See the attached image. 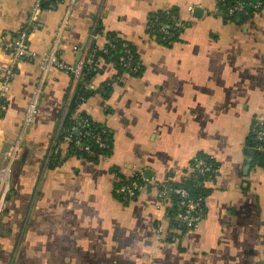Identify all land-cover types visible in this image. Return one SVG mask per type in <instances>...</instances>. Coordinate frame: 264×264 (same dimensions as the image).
<instances>
[{"label": "crops", "instance_id": "crops-1", "mask_svg": "<svg viewBox=\"0 0 264 264\" xmlns=\"http://www.w3.org/2000/svg\"><path fill=\"white\" fill-rule=\"evenodd\" d=\"M215 1L61 0L40 11L29 43L37 57L19 64L0 114L2 167L43 78L9 174L0 264H264V171L247 145L253 118L264 116V6L237 23L225 21ZM33 2L0 0V34H16ZM195 7L203 10L199 18ZM172 8L185 25L176 41L163 43L147 33L146 18ZM62 21L67 25L58 33ZM111 32L133 45L141 70L118 74L99 56L90 83L103 90L78 108L108 128L111 153L67 155L54 165L52 141L72 77L43 69L42 58L89 63L91 47L103 51ZM8 58L0 47V64ZM199 152L219 165L203 182L210 192L195 228L172 231V200L159 208L156 188L131 200L115 195L132 169L178 182Z\"/></svg>", "mask_w": 264, "mask_h": 264}, {"label": "built area", "instance_id": "built-area-1", "mask_svg": "<svg viewBox=\"0 0 264 264\" xmlns=\"http://www.w3.org/2000/svg\"><path fill=\"white\" fill-rule=\"evenodd\" d=\"M41 1L42 0H34L30 8L29 15L23 21L16 34L14 35H9L6 33L0 34V47L2 50L6 51L9 56L7 62L0 64V114L6 110V105H7L6 98L12 80L17 72L19 64L26 58L33 59L37 57L36 51L30 48L29 43L31 40V34L35 27L37 16L41 11ZM261 4H262V0L249 1L247 3V6L241 1H235L227 9V13L231 14L237 11L247 13L248 8L254 10V12H257L258 9L261 7ZM191 9L192 8L189 7V10ZM66 25L67 22L62 21L58 33H60L63 27H65ZM165 33L168 34L166 30ZM108 43L109 40L106 39V44ZM103 51L106 52L105 49ZM42 61H43V69H45L46 67L54 66L59 70L71 74L72 86L70 89V94L72 95L74 91V87L81 76L82 68L86 60L80 59L79 61L76 62V64L68 65L61 61H58L54 57V55L49 54L48 56L43 57ZM129 61H130L129 57L125 58V64H129ZM42 82H43V78H40L39 82L35 85L32 91L31 97L25 109V113L23 117V127L21 129V133L13 141L11 146L6 150L5 159L7 161V164L0 169V184L3 185V190L1 192L2 195L0 199V213L3 211L6 205V201L4 200V198L8 190L11 165L20 155L21 144L23 139L22 133L24 132L26 126L29 125L33 120V116L35 114L36 107L39 102V97L42 92ZM85 88L93 89V86L90 83V84H86ZM70 97L71 96H69L66 102V110L69 104ZM70 118L74 119V125L70 129L65 130L66 134L62 138V142L56 144L55 138L53 139L52 141L53 153H59V151L63 153V151L66 152L71 149L90 152V147L88 145L83 144L80 141V139L78 138L75 139L72 136V133L84 134V135L89 134V132L86 131L84 128L88 120L86 118H82L78 116L77 111L72 112L70 114ZM251 132L253 133V137L256 142L254 146L255 151L263 155L262 156L263 165L260 168L264 171V116H258L253 118L251 125ZM93 137L97 147L105 148L107 146V144L105 143L106 140L102 138L100 135L94 134ZM61 144H65L66 148L61 149ZM193 169H195L201 175L202 182L209 180L215 173H217L218 170V168L210 167L206 165L204 159H198L196 163L193 165ZM188 176L189 174H186L185 176L182 177V179H185ZM165 182H158L153 175L146 174L137 169H132L131 173L126 178V181L121 182L117 186L115 191L120 195V197L123 200H131L141 190L147 188H156L159 208L165 206V204L169 201L170 199L169 194L170 191H172L176 193L178 197L177 205L179 207V212L174 215L178 223L177 225L172 226V231L176 233L179 231L181 232L183 229L189 230L195 228L203 215L202 197H198L195 199L189 195V192L185 188L175 187L172 189L170 185H167Z\"/></svg>", "mask_w": 264, "mask_h": 264}, {"label": "trees", "instance_id": "trees-1", "mask_svg": "<svg viewBox=\"0 0 264 264\" xmlns=\"http://www.w3.org/2000/svg\"><path fill=\"white\" fill-rule=\"evenodd\" d=\"M235 1H241L247 6V3L253 0H216L215 1L216 10L218 12H222L223 14L222 17L225 21H231V22L233 21L238 23L253 16L255 12L250 8H248L247 13L237 11L228 14L227 9ZM59 2H61V0H42L41 10H49L53 7H56ZM263 6H264V0H262L261 7L259 9H261ZM146 19H147L146 21L147 33L156 39H160L163 43H171L173 41H176L178 39L179 31L185 25L184 21H180V14L177 8H172L170 10H158L152 12L151 14L148 15ZM95 29L98 32V29L100 28L99 26H96ZM165 30L168 32V34L165 33ZM106 38L109 40V43L105 44L104 46L106 52L101 50L98 51L95 49L94 46L91 47V49H93V57H92L93 59L89 63H86L85 61V64L82 68L81 76L74 87V91L69 99V104L66 113L63 117V120L61 122L60 129L55 137L56 144L62 142V138L66 134L65 130L70 129L74 125V119L70 118V114L74 111H77L78 116L82 118H86L88 120L84 128L86 131L89 132V134L84 135V134L72 133V136L75 139L76 138L80 139V141L83 144L88 145L90 147V152L79 151L77 149H71L64 153H61L60 151L59 153H53L52 151L51 158L54 160L53 161L54 165H58L60 164V162H63L64 157H66L67 155H75L81 157H89L91 155H95V156L106 157L111 153L112 136L108 128L104 124L92 120V118L85 112L78 110V108L84 101H86L88 98L95 95L96 93H100L101 90H103L102 88L99 90L88 89L85 88V85L90 84L91 79L95 75L97 70L95 66V61L101 55L103 58H105L106 60H108L113 64L118 74H122L125 72L130 74H138L141 70V64L137 58V54L135 52L133 45H131L128 41L120 38L114 32L109 33ZM128 57L130 58L129 64H125V58ZM106 87H110V84H108ZM94 134L100 135L102 138L106 140L105 143L107 144V146L105 148L97 147L93 137ZM255 143L256 142L254 140L250 126L249 134L247 137V145L254 149ZM62 154L64 156H61ZM262 156H263L262 154L256 152L254 149L252 163L255 166L261 167L263 165ZM198 159H204L206 165L210 167L218 168L219 163L212 156L203 152L197 153L195 158L191 161L192 168ZM126 178H121L120 181H118L117 185H115L114 187L115 195L118 197H120V195L116 193L115 189L121 182L126 181ZM165 183L167 185H170L172 189L175 187L185 188L189 192V195L195 199L198 197H202V206L204 212V199L209 194L210 189L203 185L202 177L195 169H193V171L189 174L187 178L181 179L179 182L172 181L171 179H169L166 180ZM6 194H7L6 196L8 197V191L6 192ZM169 195H170V199L172 200L173 207H171L169 213L167 214L173 219L174 215L179 212V207L177 205L178 197L176 193L172 191H170ZM177 223L178 222L176 221L175 225H177Z\"/></svg>", "mask_w": 264, "mask_h": 264}, {"label": "water", "instance_id": "water-1", "mask_svg": "<svg viewBox=\"0 0 264 264\" xmlns=\"http://www.w3.org/2000/svg\"><path fill=\"white\" fill-rule=\"evenodd\" d=\"M202 13H203L202 8H200V7H195V8L193 9V11H192V16L195 17V18H199V17H201ZM219 14H222V13H219ZM253 152H254V149H253V148H249V149H248V154H249V155H253Z\"/></svg>", "mask_w": 264, "mask_h": 264}, {"label": "rangeland", "instance_id": "rangeland-1", "mask_svg": "<svg viewBox=\"0 0 264 264\" xmlns=\"http://www.w3.org/2000/svg\"><path fill=\"white\" fill-rule=\"evenodd\" d=\"M13 143V141L10 143V145L8 146V148L11 146V144ZM5 154H6V152H5ZM6 163L2 166V167H4L6 164H7V161H5ZM12 166V165H11ZM2 167H0V169L2 168ZM1 189H3V187L1 186ZM1 192V191H0Z\"/></svg>", "mask_w": 264, "mask_h": 264}]
</instances>
